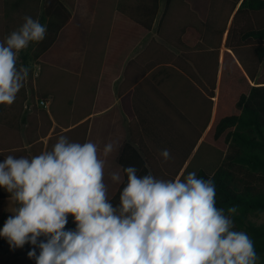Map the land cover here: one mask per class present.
Masks as SVG:
<instances>
[{
	"label": "clouds",
	"instance_id": "clouds-1",
	"mask_svg": "<svg viewBox=\"0 0 264 264\" xmlns=\"http://www.w3.org/2000/svg\"><path fill=\"white\" fill-rule=\"evenodd\" d=\"M23 21L0 41V105L11 106L28 80L29 68L17 66L19 54L46 37L38 19ZM115 150L106 143L101 158L96 143L61 135L51 150L4 157L0 187L17 206L0 236L11 248L33 245L28 256L36 264H259L252 238L235 230L238 206H216L211 178L189 172L165 180L121 166L109 174L115 184L121 172L127 177L113 205L105 165ZM160 156L168 161L170 150ZM69 216L74 229L66 228Z\"/></svg>",
	"mask_w": 264,
	"mask_h": 264
},
{
	"label": "trees",
	"instance_id": "trees-1",
	"mask_svg": "<svg viewBox=\"0 0 264 264\" xmlns=\"http://www.w3.org/2000/svg\"><path fill=\"white\" fill-rule=\"evenodd\" d=\"M173 1L164 0V7ZM159 2L139 4L138 12L119 8L117 12L140 26L142 36L151 29ZM180 2L188 12L181 15L180 28L172 27L180 31L178 38L167 40L172 51L164 55V61L156 62L154 72L142 78L132 94L120 98L125 115L135 119L130 132L137 149L125 144L119 161L124 167L135 166L139 176L151 173L169 180L181 173L186 176L196 172L198 177L211 178L216 187V206L225 210L238 206V214L233 217L235 230L249 234L259 264H264V220L257 223L249 218L264 211V0ZM32 3L34 9L40 4L41 19L47 26L45 39L39 42L37 52H32L36 60L70 14L62 15L54 24L52 13L64 9L60 0ZM73 18L78 22V10ZM89 23L88 14L80 25L87 27ZM149 87H154L152 95ZM144 137L157 142L148 146ZM163 149L170 150L168 161L160 156ZM153 150L159 154L152 156ZM129 155L133 157H126ZM195 159L196 167L190 168ZM124 178L109 199L113 205L119 204L120 192L126 186L125 174ZM5 246L10 245L0 236V249ZM36 252L38 255L39 248ZM28 260L36 264L29 256Z\"/></svg>",
	"mask_w": 264,
	"mask_h": 264
},
{
	"label": "crops",
	"instance_id": "crops-1",
	"mask_svg": "<svg viewBox=\"0 0 264 264\" xmlns=\"http://www.w3.org/2000/svg\"><path fill=\"white\" fill-rule=\"evenodd\" d=\"M151 1L60 0L65 10L52 13L53 23L60 22L62 15L64 17L69 13L70 17L55 33L48 49L34 60L32 52H37L39 42L30 43L19 54L17 66L22 64L29 68L28 80L31 82H25L11 106L0 105V161L10 154L30 158L44 150H51L61 135H66L70 141L96 143L101 150V158L103 146L114 142L116 150L106 160L105 183L108 185L109 199L116 194L117 188L124 182V174L121 172L120 184L113 183L109 174L121 168L119 160L125 144L137 149L130 132L135 119L125 115L120 98L132 94L137 83L154 72L156 62L164 61V55L172 51L167 40L178 38L180 34L172 27L180 28L181 15L188 12V7L180 0L171 2L166 8L164 0H159L151 29L140 36L141 27L121 15L117 9L138 12L139 4L149 6ZM4 3L5 0H0V33L3 36L0 41L19 28L26 15H35V19L44 25L40 4L34 9L32 0H29L19 9L16 0ZM75 10H78V22H73ZM163 13L166 14L164 18ZM88 14L90 23L82 27L80 22ZM117 14L120 18L115 24ZM172 15L176 17L173 19ZM52 29L56 28L52 26ZM36 64L39 73L33 78L32 71L36 69ZM148 89L152 95L154 87ZM40 97L49 99L47 109L34 106ZM30 105L33 107L28 109ZM128 110L130 114L133 113L130 104ZM144 141L148 146L157 142L150 137H144ZM151 153L152 156L159 154L155 150ZM9 196L0 187V229L17 206L9 201ZM66 228H75L71 216ZM31 250L30 244L22 248L5 246L0 249V264H31L28 260Z\"/></svg>",
	"mask_w": 264,
	"mask_h": 264
},
{
	"label": "built area",
	"instance_id": "built-area-1",
	"mask_svg": "<svg viewBox=\"0 0 264 264\" xmlns=\"http://www.w3.org/2000/svg\"><path fill=\"white\" fill-rule=\"evenodd\" d=\"M35 70L32 71V77L33 78H36L38 76V73H39V66L36 64L35 65ZM34 106L37 107V108H40V109H47L48 106H49V99L47 97H40V98H37L35 103H34ZM33 106L30 105L28 107V109H31Z\"/></svg>",
	"mask_w": 264,
	"mask_h": 264
},
{
	"label": "rangeland",
	"instance_id": "rangeland-1",
	"mask_svg": "<svg viewBox=\"0 0 264 264\" xmlns=\"http://www.w3.org/2000/svg\"><path fill=\"white\" fill-rule=\"evenodd\" d=\"M11 1H13V0H11ZM28 1H29V0H17L16 2L19 3V5H18L17 7H18L19 9L22 8L24 5H27V2H28ZM17 7H16V8H17ZM196 148H197V146H196ZM196 148H195V149H196ZM197 163H198V160L195 159V161L191 164L190 168L196 167ZM249 218H250L252 221H255V222H257V223H260V222H262V221L264 220V211L261 212V213L258 212V213L255 214V215H250Z\"/></svg>",
	"mask_w": 264,
	"mask_h": 264
}]
</instances>
